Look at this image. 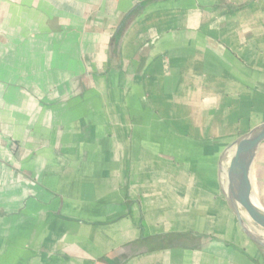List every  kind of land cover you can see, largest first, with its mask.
Wrapping results in <instances>:
<instances>
[{"label": "crops", "instance_id": "0c3cea01", "mask_svg": "<svg viewBox=\"0 0 264 264\" xmlns=\"http://www.w3.org/2000/svg\"><path fill=\"white\" fill-rule=\"evenodd\" d=\"M261 123L264 0H0V264H264Z\"/></svg>", "mask_w": 264, "mask_h": 264}, {"label": "water", "instance_id": "95a60500", "mask_svg": "<svg viewBox=\"0 0 264 264\" xmlns=\"http://www.w3.org/2000/svg\"><path fill=\"white\" fill-rule=\"evenodd\" d=\"M262 144H264V123L257 125L236 140L232 146L230 160L225 154V160H229L230 163L224 177L226 181L224 187L227 201L244 231L254 242L264 248V240L243 225V214H245L254 224L264 229V208L254 201L250 177L254 160Z\"/></svg>", "mask_w": 264, "mask_h": 264}, {"label": "rangeland", "instance_id": "374dc122", "mask_svg": "<svg viewBox=\"0 0 264 264\" xmlns=\"http://www.w3.org/2000/svg\"><path fill=\"white\" fill-rule=\"evenodd\" d=\"M261 156L262 154L256 160V165L254 166L255 168L252 173V181H253L252 186H253V195L258 199L259 203L264 208V159ZM227 163L228 160H225V167ZM259 165L261 166L259 167ZM259 171H260V175L258 174ZM224 182L226 183L225 178H224ZM243 225L246 229L251 231V233L264 240V229L254 224V222H252L248 218V216L246 217L245 214H243Z\"/></svg>", "mask_w": 264, "mask_h": 264}, {"label": "bare ground", "instance_id": "6f19581e", "mask_svg": "<svg viewBox=\"0 0 264 264\" xmlns=\"http://www.w3.org/2000/svg\"><path fill=\"white\" fill-rule=\"evenodd\" d=\"M254 201L257 203V204H259V201H258V199L254 196ZM247 217V216H246Z\"/></svg>", "mask_w": 264, "mask_h": 264}]
</instances>
